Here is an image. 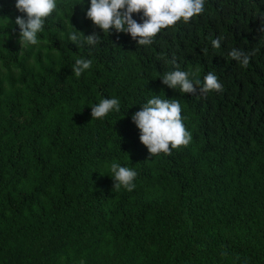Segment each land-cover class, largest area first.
Returning a JSON list of instances; mask_svg holds the SVG:
<instances>
[{
	"label": "trees",
	"instance_id": "1",
	"mask_svg": "<svg viewBox=\"0 0 264 264\" xmlns=\"http://www.w3.org/2000/svg\"><path fill=\"white\" fill-rule=\"evenodd\" d=\"M16 3L0 0V264H264V0H205L149 46L95 26L90 0H57L21 45ZM177 65L199 70L195 93L162 82ZM209 72L222 91H200ZM156 95L179 100L192 140L152 157L132 116ZM104 98L120 111L93 119ZM112 162L133 191L113 190Z\"/></svg>",
	"mask_w": 264,
	"mask_h": 264
},
{
	"label": "clouds",
	"instance_id": "2",
	"mask_svg": "<svg viewBox=\"0 0 264 264\" xmlns=\"http://www.w3.org/2000/svg\"><path fill=\"white\" fill-rule=\"evenodd\" d=\"M205 0H90L86 12L93 24L109 33L115 29L118 33H129L139 46L151 45L162 29L175 26L178 21L190 22L191 18L204 12ZM16 8L26 13V18L18 16L15 24L20 29L21 45H37L38 33L45 27L46 19L57 9V0H17ZM134 13H142V23L133 19ZM69 39L79 46L86 43L97 45L101 36L98 33L85 35L81 31L69 32ZM212 45L220 48L221 38L213 39ZM230 57L247 66L249 55L238 49H232ZM175 64V60L172 61ZM92 66L90 59H77L73 67L74 75L79 78ZM199 70L167 72L162 82L170 88L179 89L183 93H195L200 84ZM191 77V78H190ZM195 81V83L193 82ZM223 85L217 75L209 72L204 77L201 92L222 91ZM93 119H102L110 112L120 111V101L116 98H104L91 107ZM182 108L178 99H162L159 95L150 98L142 109L132 116V120L140 130V140L147 147L150 155L155 157L161 153L171 155L173 149L187 147L192 134L183 123ZM111 177L114 180L113 190L122 187L131 192L135 188V170L121 166L117 162L110 165Z\"/></svg>",
	"mask_w": 264,
	"mask_h": 264
}]
</instances>
